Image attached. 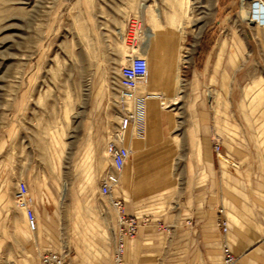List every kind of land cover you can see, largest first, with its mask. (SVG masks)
Wrapping results in <instances>:
<instances>
[{
  "label": "rangeland",
  "instance_id": "rangeland-1",
  "mask_svg": "<svg viewBox=\"0 0 264 264\" xmlns=\"http://www.w3.org/2000/svg\"><path fill=\"white\" fill-rule=\"evenodd\" d=\"M252 1L259 4L257 18L247 21L240 9L249 10L252 18ZM179 4L181 13L169 19L161 48L149 45L145 56L149 92L163 96L161 107L173 113L180 138L175 162L136 186L141 207L154 203L161 214L185 186L197 190L194 185L208 154L217 160L215 143L245 167L246 177H264V23H259L264 0ZM84 8L78 0H0V264H39V254L47 251L38 248L45 244V233L23 225L17 182H27L37 208L52 206L62 181L69 186L74 175L79 183L87 169L94 224L84 236L67 233L61 244L75 247L62 249L74 264H86L87 257L96 260L87 264H114L118 208L111 199H119L124 186L117 182L109 196L99 188L111 167L105 144L118 131L121 107L115 95L125 57L90 54L97 50L85 32ZM217 50L222 60L216 65ZM73 161L80 166H71ZM73 186L74 191L82 189L81 184ZM244 216L246 221L249 215ZM156 220L166 226L164 214ZM221 232L228 234L222 251L227 247L232 253L229 239L251 243L264 234L238 225ZM151 248L160 262L171 261L172 251L163 240ZM19 257L24 259L9 262Z\"/></svg>",
  "mask_w": 264,
  "mask_h": 264
},
{
  "label": "crops",
  "instance_id": "crops-1",
  "mask_svg": "<svg viewBox=\"0 0 264 264\" xmlns=\"http://www.w3.org/2000/svg\"><path fill=\"white\" fill-rule=\"evenodd\" d=\"M78 1L86 4L82 11L86 16L85 32L94 40V49L97 50L90 54L122 56L124 61L131 55L147 56L149 45L156 44L158 49L161 48L168 34L165 29L169 19L181 13L180 0ZM218 47L223 48L222 44ZM216 53L217 65L221 63L222 54L218 50ZM143 91L150 94L141 102L138 118L124 132L122 144L130 149V155L118 176V183L122 188L124 186L120 189L119 199L123 200L125 212L139 218L137 231L132 237L136 238L126 243L125 264H164L160 262L159 253L151 248L160 240L166 242L172 251V259L167 264H222V246L228 234L223 235L216 225L219 210L222 209L227 218L228 231L233 225L248 232L264 230V177L254 174L246 177L243 174L245 167L241 169L240 162L225 147L224 150L221 148L225 155L221 158L228 162L227 166H223L218 157L215 156L217 160L214 161L211 153L208 154L205 169L199 171V181L194 185L197 190L187 191L185 186L172 203H168L165 213H159L154 203L141 207L138 183L171 166L180 149V138L174 131V115L160 106L163 96L140 87L139 92ZM75 164L80 166L79 161H73L71 166ZM85 178L86 187L83 184ZM67 183L62 181L60 191L51 198L52 206L44 203L37 208L30 192L28 194L36 217L34 231L45 233V244L38 245L40 251L64 252L62 247L74 248L72 242L61 244L68 238L67 233H78L81 237L93 227L94 191L92 186L89 189L88 169L86 177L79 183L74 175L69 186ZM75 183L81 184V191L73 190ZM159 214L166 216V226L157 223ZM245 214L252 219L247 217L246 222ZM23 217V225L27 228ZM6 228L9 231V225ZM229 241L236 264H264V234L251 243L238 237ZM144 248L151 250L144 251ZM90 258L84 262L96 263ZM23 259L12 258L9 262ZM74 262L69 260L70 264Z\"/></svg>",
  "mask_w": 264,
  "mask_h": 264
},
{
  "label": "built area",
  "instance_id": "built-area-1",
  "mask_svg": "<svg viewBox=\"0 0 264 264\" xmlns=\"http://www.w3.org/2000/svg\"><path fill=\"white\" fill-rule=\"evenodd\" d=\"M150 83L148 60L143 55H131L119 66L117 74L116 102L121 107V114L118 118V131L108 139L105 144V151L110 158L111 169L102 175L99 192L103 196L111 195L112 186L118 182L119 173L130 155V149L122 144L124 132L138 117V109L142 107L141 102L148 97L147 91L139 92V88ZM140 101V102H139ZM132 106H128V103ZM214 151L216 156L224 157L220 145L215 143ZM17 187V205L23 209L26 226L30 231L36 228V217L33 207L28 198L29 187L26 181L19 180ZM111 204L118 208V229L114 246V264H125L124 253L127 241L132 238L138 228L139 220L136 216L128 215L125 212L123 203L117 197H112ZM220 217L216 224L226 233L229 225L227 218L219 210ZM223 264H236L235 255L225 247L222 251ZM39 264H69L66 254L53 250L42 251L39 254Z\"/></svg>",
  "mask_w": 264,
  "mask_h": 264
},
{
  "label": "bare ground",
  "instance_id": "bare-ground-1",
  "mask_svg": "<svg viewBox=\"0 0 264 264\" xmlns=\"http://www.w3.org/2000/svg\"><path fill=\"white\" fill-rule=\"evenodd\" d=\"M241 1H244V0H241ZM245 3V2H244ZM263 9V8H262ZM262 9H261V11H260V13L262 12ZM240 15H241V18L242 19H244V20H247V21H249V20H251L252 21V18H251V12L249 11V10H247V9H244L243 8V6H241V9H240ZM182 24V23H181ZM180 29V28H179ZM179 33V32H178ZM179 56V55H178ZM178 56H176V62L179 60V57ZM177 75V74H176ZM175 79V78H174ZM176 85H178V77L176 76ZM149 86H150V84L148 83V85H145V86H143V88H148V90H149ZM160 106H162V107H164V102L163 101H161L160 102Z\"/></svg>",
  "mask_w": 264,
  "mask_h": 264
},
{
  "label": "water",
  "instance_id": "water-1",
  "mask_svg": "<svg viewBox=\"0 0 264 264\" xmlns=\"http://www.w3.org/2000/svg\"><path fill=\"white\" fill-rule=\"evenodd\" d=\"M259 4H258V2L257 1H252V3H251V6H252V20H254V19H256L257 17H256V6H258ZM251 22V21H250ZM259 23H264V8L262 9V12H261V14L259 15Z\"/></svg>",
  "mask_w": 264,
  "mask_h": 264
}]
</instances>
